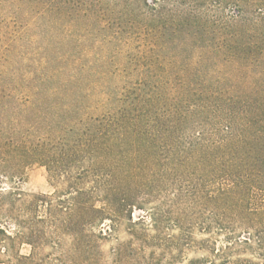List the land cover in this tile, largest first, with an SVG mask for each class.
<instances>
[{
  "label": "trees",
  "instance_id": "16d2710c",
  "mask_svg": "<svg viewBox=\"0 0 264 264\" xmlns=\"http://www.w3.org/2000/svg\"><path fill=\"white\" fill-rule=\"evenodd\" d=\"M198 1L0 0V264H264V0Z\"/></svg>",
  "mask_w": 264,
  "mask_h": 264
},
{
  "label": "rangeland",
  "instance_id": "374dc122",
  "mask_svg": "<svg viewBox=\"0 0 264 264\" xmlns=\"http://www.w3.org/2000/svg\"><path fill=\"white\" fill-rule=\"evenodd\" d=\"M190 2H193V0H190ZM193 6L196 8H199L201 11H205L209 15L218 18L222 14L221 10H218L217 7L214 6H209L205 9V4L202 3V1L196 0L195 2L191 3ZM251 10H245V8H242L238 4L231 3L226 6L225 12L228 15L231 16H240V15H245V16H250L251 15ZM261 83L264 84V76L260 79ZM2 183L1 186L5 187V189H11V188H18L19 191L26 195H49L51 194L55 187L49 182L48 176H47V171L45 167L34 164L29 166L26 170L24 175L20 179H14V180H8L5 178L1 179ZM160 198V201H164L162 197ZM170 198L172 196L170 195ZM153 204L147 205L148 207H151ZM144 219L146 224H150V218H149V212L146 210H140L138 212ZM132 218L134 220L137 219V214L134 212L132 214ZM106 224H109V222L106 221ZM127 227L126 222H122L119 227L116 228L115 231H111V235L108 239V241L103 242L102 244V250L105 253L107 257H109V250L112 247H115L117 242L122 241L126 239L127 234L125 232V229ZM28 246L23 245L20 249L21 253H27L28 252Z\"/></svg>",
  "mask_w": 264,
  "mask_h": 264
}]
</instances>
